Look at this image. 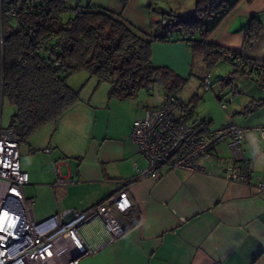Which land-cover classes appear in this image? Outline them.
Listing matches in <instances>:
<instances>
[{
  "label": "crops",
  "instance_id": "1",
  "mask_svg": "<svg viewBox=\"0 0 264 264\" xmlns=\"http://www.w3.org/2000/svg\"><path fill=\"white\" fill-rule=\"evenodd\" d=\"M90 1L94 6L120 14L132 27L146 34L153 30L152 21L158 20L147 3L171 7L181 16L189 13L195 3V0ZM252 15L259 20L262 30L253 45L244 46V28ZM209 39L244 60L264 62V0H239ZM151 51L155 66L170 68L185 78L197 73L203 87L202 79L210 70L205 75L199 74L205 63L203 57L192 53L186 42L155 41ZM196 58L200 63L195 64ZM224 61L236 69L233 62ZM224 69L229 71L227 67ZM261 75L264 79V74ZM250 77L257 79L260 75L252 72ZM222 79L226 81V74ZM232 86L238 92L229 109L225 108L221 114L215 106L210 110L197 109L192 118L196 123L201 120L209 123L204 131L230 121L246 127L244 156L251 163L254 176L264 180V137L252 128L264 124V104L245 111L251 101L264 99V83L240 82L242 87L232 83L228 90ZM158 89L153 101L148 98L139 101L140 91L131 98H112L95 105L78 101L56 121L43 125L45 140L31 141L28 149L23 150L24 165L30 167V171L24 169L28 174L24 195L35 198L34 205L37 204L43 221L58 206L85 210L121 190L128 192L133 205L120 217L124 233L108 242L109 233L100 219L82 225L80 237L96 250L81 257L77 264H264V188L256 182L248 185L226 180L217 171L220 161L229 156L227 141L220 143L209 158L200 159L202 165L217 171L213 175L165 167L146 176L137 174L136 166L144 167L147 162L129 134L133 120L162 100L163 94ZM216 91L213 94L217 98ZM206 100L215 104L209 95ZM120 109L130 111L122 117ZM177 112L181 116L180 108ZM55 163L61 175L71 173L73 181L66 188L54 185ZM32 212L36 219L33 208Z\"/></svg>",
  "mask_w": 264,
  "mask_h": 264
},
{
  "label": "trees",
  "instance_id": "2",
  "mask_svg": "<svg viewBox=\"0 0 264 264\" xmlns=\"http://www.w3.org/2000/svg\"><path fill=\"white\" fill-rule=\"evenodd\" d=\"M239 0H195L194 8L184 16L171 7L152 2L147 8L159 14L152 21L150 34L142 33L106 8L87 0L76 5L66 21L59 17L67 10V0H47L39 7L25 10L16 18V28L5 33L0 44V78L4 99L15 106L8 128L18 142L26 140L48 122H54L79 100V91L67 82L73 72L85 70L98 82L109 83V98H131L141 89L158 86L163 94L175 95L187 82L167 67L152 63L155 41H184L194 54H200L211 70L219 61L228 60L247 76L256 69L228 58L209 36ZM262 27L255 15L244 28V46L258 39ZM254 78L262 85L264 79ZM264 104V99L245 106L249 112ZM179 105V103H178ZM180 118L195 114V104L181 105ZM193 120L195 133L209 124Z\"/></svg>",
  "mask_w": 264,
  "mask_h": 264
},
{
  "label": "built area",
  "instance_id": "3",
  "mask_svg": "<svg viewBox=\"0 0 264 264\" xmlns=\"http://www.w3.org/2000/svg\"><path fill=\"white\" fill-rule=\"evenodd\" d=\"M46 1L0 0V44L5 33L16 28L15 20L21 12L37 8ZM224 54L264 74V62L247 61L229 51ZM212 75L209 71L202 79L205 90L211 88ZM237 92L235 86L228 91L219 90L216 96L220 106L225 108ZM3 102L0 78V264H77L81 257L96 250L79 235L80 227L95 219L103 222L109 233L108 242L121 236L125 231L121 214L133 205L126 190L85 210L58 206L50 218L43 221L34 218L35 198L23 193L28 174L20 167L19 142L10 128L2 126ZM177 106V97L166 95L158 105L147 108L143 116L133 120L130 140L147 162L144 167L136 166L139 176L156 173L161 167L208 175L218 171L226 180L248 185L256 182L258 187L264 188V180L254 176L251 163L243 153L246 127L230 121L195 133L193 123L180 118ZM252 128L264 137V124ZM224 141H227L229 156L220 161L217 171L202 165L200 159L209 158ZM53 168L54 185L66 188L72 183L71 173L61 175L56 163Z\"/></svg>",
  "mask_w": 264,
  "mask_h": 264
},
{
  "label": "rangeland",
  "instance_id": "4",
  "mask_svg": "<svg viewBox=\"0 0 264 264\" xmlns=\"http://www.w3.org/2000/svg\"><path fill=\"white\" fill-rule=\"evenodd\" d=\"M81 5L84 6L87 4V0H67V10L61 14L59 17L60 22L66 21L70 16L74 14L73 8L76 5ZM154 13V12H153ZM157 17H159V14L157 13ZM200 63L198 61V58L195 60V64ZM202 65V64H201ZM227 67L228 70L224 69ZM233 67V69H232ZM207 66L204 63L202 65V68L200 70V73H203L205 75L207 71ZM210 71H212L213 77H212V84H211V89L212 90H204L202 86L199 85V75L197 73H194L191 77L187 78V82L184 85V87L179 90L175 96L180 100L181 105H189L190 102H194L195 104V110H210L212 107H216L217 111L221 114L224 112L225 108H230L231 102L227 103L225 108H222L220 106V102L217 100V98L213 94V90H224L228 91L229 86L234 83L238 84L240 86V82L245 83H250L253 84L255 83V79L253 77L245 76L241 71L235 70V67L229 64L228 62H225L224 60L218 62ZM226 74V81L222 79V76ZM68 84L72 86L73 88L77 89L79 91L80 98L78 101H83L85 103H90V105H95L98 103H107L109 100L112 98H109L108 96V90H109V83L105 80L98 82V78L95 76H90L85 70H80L77 72H73L70 74L67 78ZM242 87V86H240ZM158 86H155L154 90L152 91H147L146 89H141L140 90V96H139V101L141 99H146L148 98L150 101H153L155 99V96L158 94ZM216 91V92H217ZM207 95H209L213 101H215V104H211L207 99ZM237 95V94H236ZM235 97V96H234ZM76 101V102H78ZM180 108V105L176 107V110ZM107 109V108H106ZM130 109V108H129ZM15 111V106L11 104L7 99H4L3 102V108H2V126L3 127H8L10 117ZM106 111V110H105ZM130 110H123L120 109L119 113L122 117H125L126 114L129 113ZM177 112V111H176ZM178 113V112H177ZM195 115V114H194ZM192 117H188L187 120H191L192 122ZM52 123V122H48ZM43 127L38 128L36 131H34L26 140H23L19 143V161H20V167L22 170L26 169L30 171V167L28 165H24V160L26 158V155H23V150L28 149V145L30 146L31 141L35 142H42L45 140L44 136V130H42ZM39 148V147H35ZM41 150V148L37 149ZM37 204L33 205V211L35 214V217L38 221L42 219L39 215V211Z\"/></svg>",
  "mask_w": 264,
  "mask_h": 264
}]
</instances>
